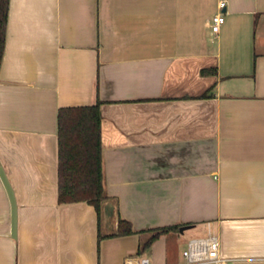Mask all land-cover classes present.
Segmentation results:
<instances>
[{"label": "crops", "instance_id": "crops-1", "mask_svg": "<svg viewBox=\"0 0 264 264\" xmlns=\"http://www.w3.org/2000/svg\"><path fill=\"white\" fill-rule=\"evenodd\" d=\"M98 104L105 198L60 202L59 112ZM0 171V264H264V0H10Z\"/></svg>", "mask_w": 264, "mask_h": 264}, {"label": "trees", "instance_id": "trees-1", "mask_svg": "<svg viewBox=\"0 0 264 264\" xmlns=\"http://www.w3.org/2000/svg\"><path fill=\"white\" fill-rule=\"evenodd\" d=\"M10 0H0V69L5 53ZM59 200L86 201L99 209L105 198L99 104L59 112ZM169 228L158 229L144 250Z\"/></svg>", "mask_w": 264, "mask_h": 264}, {"label": "built area", "instance_id": "built-area-1", "mask_svg": "<svg viewBox=\"0 0 264 264\" xmlns=\"http://www.w3.org/2000/svg\"><path fill=\"white\" fill-rule=\"evenodd\" d=\"M225 7V1L220 2V8ZM225 21L222 11L211 19L210 29L218 33ZM185 264H225V259L220 255V240L217 234H210L203 238L191 240L183 251ZM124 264H150L147 257L136 255L125 258Z\"/></svg>", "mask_w": 264, "mask_h": 264}, {"label": "water", "instance_id": "water-1", "mask_svg": "<svg viewBox=\"0 0 264 264\" xmlns=\"http://www.w3.org/2000/svg\"><path fill=\"white\" fill-rule=\"evenodd\" d=\"M1 175H2V178L4 180V183L9 191V195H10V198H11V202H12V207H13V232L15 233L16 232V227H17V207H16V203H15V199H14V194H13V191L5 177V175L3 174V172H1Z\"/></svg>", "mask_w": 264, "mask_h": 264}]
</instances>
